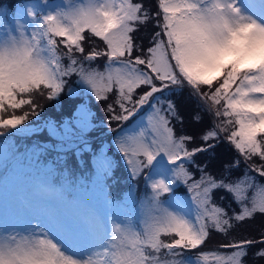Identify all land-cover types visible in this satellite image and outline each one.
I'll use <instances>...</instances> for the list:
<instances>
[{"label":"snow or ice","instance_id":"snow-or-ice-1","mask_svg":"<svg viewBox=\"0 0 264 264\" xmlns=\"http://www.w3.org/2000/svg\"><path fill=\"white\" fill-rule=\"evenodd\" d=\"M27 11L36 17L32 7ZM153 20L159 30L145 50L136 44L135 33ZM17 24L15 32L6 29L0 34V113L12 110L8 118L0 116V127L20 134L31 131L21 127L29 112L16 115L15 110L28 105L36 115L34 94L46 90L49 99L56 98L64 90L65 78L74 74L87 86L82 91L90 90L97 100H106L115 88L119 112L109 105L111 119L128 121L146 104L152 109L145 126L117 137L133 175L166 158L170 176L162 167L159 178L151 179L152 203L159 204L173 184L182 182L192 193L196 215L190 218L183 211L162 209L159 215L150 212L139 230L131 222L113 221L110 234L90 225L91 241L82 253L73 250L79 245L56 223L47 232L35 225L27 235L4 234L0 228V264H186L178 258L179 250L204 245L209 229L227 235L234 222L264 214V185L247 172L229 181L202 169L195 180L186 168L197 153L215 147L210 141L226 133L225 139L245 161L260 159L249 168L264 176V23L244 15L231 0H158L154 15L142 0H86L43 15L30 31V24ZM56 37L66 48L62 54ZM93 38L104 47L86 50ZM137 51L140 54H134ZM102 56L107 57L104 71L85 67ZM141 86L147 90L137 95ZM185 87L218 121L201 137L204 143L191 148L187 145L194 138L177 136L170 126L174 102L167 100L164 108L156 96ZM234 163L239 166L240 160ZM215 189L231 193L240 210L230 215L218 205ZM257 244L264 245V231L259 239L242 237L220 245L231 251H201L196 264H246L249 248ZM257 255L264 256V247Z\"/></svg>","mask_w":264,"mask_h":264},{"label":"rangeland","instance_id":"rangeland-1","mask_svg":"<svg viewBox=\"0 0 264 264\" xmlns=\"http://www.w3.org/2000/svg\"><path fill=\"white\" fill-rule=\"evenodd\" d=\"M23 1L0 0V34H4L6 29L15 32L18 28L17 21L30 24V31L35 24L42 20L43 15L49 12L55 14L57 10L67 9L70 5L75 6L86 2V0ZM142 2L154 11V13L152 12L154 15L158 0H142ZM231 2L235 6L240 7L244 15L251 16L253 19H256V17L252 13L257 11V14L260 16L257 14L256 16H262L259 19L261 20L260 22L264 21V0H231ZM29 7H32L36 12L35 18L28 15L27 10ZM158 30L154 20L145 26H141L135 33L136 44L146 50L150 46L152 34ZM56 39L58 41L59 54H62L66 51V48L60 43V37H56ZM94 47L103 48L104 44L99 38H93L86 44V50ZM134 54H140V52L137 51ZM77 55L79 56L80 54L77 53ZM68 63V59L64 58L63 64L67 65ZM106 65L107 57L103 56L98 57L96 61L90 62V64L88 62L85 63V67L91 66L98 71H104ZM65 79L67 83L64 90L69 98V103L65 106L60 100L57 102L59 103V108L63 107V109H67V112H71V114L63 120L57 121L53 118H45L46 116L44 117V115L47 112L44 111V113L38 106L36 108L37 114L32 115L30 106L25 105L22 109L15 110L16 115H22L25 111L29 112L25 125L21 127H29L31 131L23 134L31 135L38 131L47 130L54 137V139L47 142L50 148L65 149L82 144L84 149L89 148L90 151L92 148L86 143V140L90 138L87 134L97 124L96 131L93 133L106 135V132H110L113 140L110 138H105L106 141H103L104 139L99 140L98 143L102 142V145L100 147L99 144V149L93 152L97 158H87L86 172L79 173L71 180L72 182H68L69 186L73 188V194L78 197V200H71L70 202H64L62 199H59L61 196L58 197V193H54L55 190L50 184V182H54L53 176H55V172L63 169L59 165V160L54 162L52 161L53 159L50 161L39 156L37 147L29 150L28 156H33L37 162H40L36 167L35 176L25 172V162L18 163L15 166L13 175L11 174L10 177L7 175L4 185L0 186V228H3L4 234L19 232L27 235L35 225H40L47 232L49 231V227H52L53 223H56L64 229L66 234H70L71 238L79 245L78 248L73 250L82 253L86 245L91 241L90 225L95 226L98 230L105 232V234H110L113 221L122 224L131 222L139 230L143 228L144 221L150 212L154 215H159L162 209L183 211L190 218H194L196 207L195 203L191 201L192 193L189 191L188 185L182 182L173 184L171 192L164 193L160 197L159 204L154 205L152 203L153 190L151 188V179L159 178V169L162 167L169 170L170 176L171 166L168 164L166 158L163 160L158 158L155 162V166L157 167L145 168L142 172L133 175L131 166L122 153V159L120 160V163L123 161L122 164L119 163L117 170L114 171L115 173H110L116 167V162L112 161V156L117 155L116 148L120 150L117 137L122 133L132 132L138 130L141 126H145L147 124V115L152 110L151 107L146 104L128 121H118L116 128L110 127L113 113L108 111V106L112 105L116 112H119L118 106L114 103L117 99L116 89H113V92L108 95L106 100H97L94 93L90 90L82 91V87L86 88L87 86L81 85V81L77 75L74 74ZM145 90H147V86H141L136 90V94H142ZM61 93L57 98L61 97ZM156 96L161 101V107L166 108V101L169 99L174 102L173 96L169 93H165L162 96L156 94ZM150 104L155 105L156 100L150 101ZM11 111L0 113V116L8 118ZM178 114L179 112L176 110V114L169 117L170 126L174 132L176 124L172 120L173 118H178ZM215 122L217 123L218 121L215 119ZM6 129L17 132L15 129L0 127V130ZM76 137H78L77 140ZM13 143L16 142L12 141L11 144ZM10 145L4 142L0 143L1 169L4 160L9 155L7 148ZM187 146L189 148L192 147L189 143ZM112 148L113 150L111 151ZM17 151L16 147V152L12 154H16ZM255 160L260 159L255 157ZM193 161L195 162V158H193ZM194 162L187 163L186 168L192 173L195 180H199L202 172L198 174L197 171H194L192 168V163ZM31 165L35 171L34 164ZM102 165H107V167H102ZM195 165L199 166L196 162ZM63 172L67 176L73 175L72 169L63 170ZM246 172L248 175L255 177L257 184L264 185L263 176H255L254 174H257V172L253 174L248 170L231 178L230 176L226 177L223 175V179L229 181L238 180L244 177ZM73 182L77 186L73 187ZM69 186L65 184V187L68 189ZM217 191L219 194L215 196V190H213V199L218 205L228 210L230 215L234 211L238 212L240 210L238 203V210L237 208L229 210L228 205L232 204V200H235L231 193L224 189H217ZM249 195H251V191ZM5 218L8 220L7 224L3 223ZM234 225L229 234H222L226 237L234 234L237 223L234 222ZM214 230L216 229H209V233L211 231L214 232ZM162 239L169 241L170 237H162ZM166 251V249L162 250V255ZM179 251L182 252V255L178 257L179 259L185 260L186 264H196L198 257L195 259L188 257L186 259L184 258V254L187 255L189 252H186L184 249ZM219 251L231 250L221 249ZM167 258L171 259V257Z\"/></svg>","mask_w":264,"mask_h":264},{"label":"trees","instance_id":"trees-1","mask_svg":"<svg viewBox=\"0 0 264 264\" xmlns=\"http://www.w3.org/2000/svg\"><path fill=\"white\" fill-rule=\"evenodd\" d=\"M152 12L154 13V11ZM61 94V97L52 99L48 98L46 90H44L43 95L39 93L34 94L33 99L37 106L42 109L43 112H47L46 115H44V117L46 116L45 118L49 117L60 121L71 114V112H67V109H63V107L59 108V103L57 102L58 100H60L65 106L69 103V98L65 90H63ZM171 95L173 96L176 110L179 112L178 118L176 117L172 120V122L176 124L174 127L176 135L192 136L194 139L190 141L189 144L192 147L200 146L204 143V141L201 139L203 134L212 128L214 123H216L214 116L211 112L206 110L204 102L199 97L193 95L190 89L187 87L171 93ZM197 116H199V119H197ZM117 126L118 121H114L112 119V122H110V127L116 128ZM96 127L97 124H95V127L87 134L90 138L86 140V143L89 144V147L91 146L92 149L90 151L89 148L84 149L82 144L65 149L50 148L47 145V142L54 139V137L52 136L51 132H48L47 130L38 131L32 133L31 135L20 134L10 129L0 130V143L4 142L10 145L12 141L16 142L7 148L9 155L4 160L2 169V165H0V186L4 185L7 175H9V177L11 174L13 175L15 166L18 163L25 162V172L35 176L36 167L40 164V162H37L33 156H28V153L33 147H37L39 156H42L43 158L50 161L53 159L52 161L54 162L59 160V165H61V168L63 169H59L57 172H55V176H53V178H55V189L58 190L59 196H63L64 193H66L67 198L70 199L74 196V191L73 188L69 186L68 182L79 173L86 172L85 166L87 165V158H97L93 152L99 149V144L101 147L102 142L98 143L99 140L101 141L104 139L103 141H106L105 138H110L113 140L110 132H106V135L94 134L93 132L96 131ZM226 135V133H221V138L219 140L210 141V143L215 144L213 149L207 152L197 153L195 155V162L199 166H196L195 162L192 163V168L194 171H197L199 174L203 169L204 172L212 175L215 178H223L224 176H230L231 178L233 176L239 175L245 170H248L253 174L256 172L254 169L249 168V164L253 162L260 164L261 161L255 160V158L253 161H245L243 156L238 154L237 150L227 141V139H225ZM77 139L78 137H76V140ZM16 147L18 151L13 155L12 153L16 152ZM116 154L117 155L112 156V161L116 162V167L112 169L110 173H115L114 171L117 170L120 160L122 159V152L117 148ZM237 159L240 160L239 166H236L234 163V161ZM122 162L120 164H122ZM31 164H34L35 171L33 170ZM67 169H72L73 175L71 174L70 176H67L65 172H63V170L67 171ZM254 175L257 176L259 174L257 173ZM262 179L264 180V176ZM65 184L69 186V190L67 189L68 192L64 188ZM72 185L73 187L77 186V184L74 182ZM217 194L219 193L217 189H215L214 195L217 196ZM224 202L226 203V201ZM231 202L232 204L228 205L229 210L231 211L233 208H237L238 210L239 206L237 205V202H235V200H232ZM262 229H264V214L257 213L254 218L248 220L247 222L237 223V228L234 231V234L229 237L224 236L217 230H214V232L211 231L209 233V238L206 240L204 245L199 246L198 249H184L186 252H189V254H184V256H196L195 258H197L201 251L221 250L220 245L228 241L238 240L242 237L259 239ZM262 247H264V245L257 244L249 248L248 255L244 258L246 264H264V256L257 255V252Z\"/></svg>","mask_w":264,"mask_h":264},{"label":"bare ground","instance_id":"bare-ground-1","mask_svg":"<svg viewBox=\"0 0 264 264\" xmlns=\"http://www.w3.org/2000/svg\"><path fill=\"white\" fill-rule=\"evenodd\" d=\"M263 10H264V6H263ZM252 14L256 17L257 20H259V19L262 17V16H261V17H258V16H260V15L257 14V11H256L255 13H252ZM256 14H257L258 16H256ZM263 14H264V13H263ZM260 21H261V20H259L258 22H260ZM263 22H264V21H262V22H260V23H263Z\"/></svg>","mask_w":264,"mask_h":264}]
</instances>
